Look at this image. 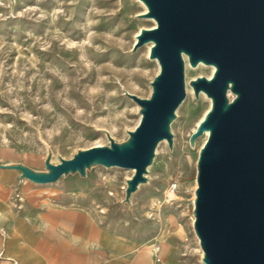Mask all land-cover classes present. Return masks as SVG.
Instances as JSON below:
<instances>
[{
  "label": "rangeland",
  "instance_id": "rangeland-1",
  "mask_svg": "<svg viewBox=\"0 0 264 264\" xmlns=\"http://www.w3.org/2000/svg\"><path fill=\"white\" fill-rule=\"evenodd\" d=\"M147 10L141 0H0V163L45 171L48 157L59 163L129 139L141 113L126 91L150 97L160 71L151 42L134 47L141 29L157 25ZM185 60L187 88L170 123L173 144L159 141L146 181L127 200L134 168L94 163L85 175L70 172L44 184L42 204L23 214L20 256L5 254L7 264H58V242L75 246L89 238L87 248L105 249L94 234L112 235L118 247L104 256L85 252L90 264H205L192 219L209 132L191 136L212 101L203 91L197 95L191 81L210 78L215 68ZM175 179L179 191L170 200ZM7 218L2 214L0 222ZM78 218L99 223L103 233ZM113 225L119 232L107 231Z\"/></svg>",
  "mask_w": 264,
  "mask_h": 264
},
{
  "label": "water",
  "instance_id": "water-1",
  "mask_svg": "<svg viewBox=\"0 0 264 264\" xmlns=\"http://www.w3.org/2000/svg\"><path fill=\"white\" fill-rule=\"evenodd\" d=\"M146 16L157 20L143 28L134 47L154 41L157 58L150 97L126 91L141 105L142 116L126 142L79 150L45 171L21 163H0L22 176L49 183L62 175L86 174L94 163L134 168L128 180L129 200L152 162L159 141L173 144L171 120L186 95L183 52L190 62L213 63L212 78L191 81L195 93L213 99L206 117L191 136L206 130L200 150L194 206V228L206 264H264V0H143ZM236 95L230 100L227 92Z\"/></svg>",
  "mask_w": 264,
  "mask_h": 264
},
{
  "label": "crops",
  "instance_id": "crops-1",
  "mask_svg": "<svg viewBox=\"0 0 264 264\" xmlns=\"http://www.w3.org/2000/svg\"><path fill=\"white\" fill-rule=\"evenodd\" d=\"M28 179L22 176V171L11 167H0V216L7 215L6 222L2 224L0 222V264H7L4 259V255H17L20 256V229L23 225V214L27 210L38 208L42 204L44 193L48 191L47 186ZM10 203L11 208H7L5 203ZM16 204V207L14 206ZM76 223L84 224L92 230L93 233H103V229L99 226V223H92L90 220L78 218ZM61 221V219H60ZM194 220L192 219V224ZM17 230V231H16ZM117 233L120 230V226L113 225L108 226L107 231ZM101 235V234H100ZM93 240L97 241V245L106 246L105 249H93L86 246L87 238L79 245H65L58 242V264H90L89 260H84L85 252L99 253L104 256L108 254L115 246L118 247L113 239L112 235L103 238L102 236H90ZM66 247V257H62L61 249ZM19 250V251H18ZM87 254V253H86ZM70 260V261H69ZM166 258L162 259V262H167ZM139 264H146L145 260H142Z\"/></svg>",
  "mask_w": 264,
  "mask_h": 264
},
{
  "label": "bare ground",
  "instance_id": "bare-ground-1",
  "mask_svg": "<svg viewBox=\"0 0 264 264\" xmlns=\"http://www.w3.org/2000/svg\"><path fill=\"white\" fill-rule=\"evenodd\" d=\"M141 1H143V0H141ZM143 2H144V1H143ZM144 3H145V2H144ZM145 4H146V3H145ZM146 6H147V4H146ZM147 9H148V6H147ZM152 18H154V17H152ZM154 19H155V18H154ZM154 27H155V26H154ZM141 31H142V29H141ZM141 31H140V32H141ZM140 32H139V33H140ZM139 33H138V34H139ZM138 34H137V35H138ZM137 35H136V41H137ZM150 42L152 43V46L155 44L153 40H151V41H149V42H146L145 44L150 43ZM152 46H151V49H152ZM151 49H150V52H151ZM185 56L188 57L189 62H190V58H189V54L183 52V59H184L185 67H186ZM154 59H157V58H154ZM157 60H158V59H157ZM158 62H159V61H158ZM199 63H201V64L204 63V64L212 65V66H214L215 71H216V66H215V64H213V63H206V62H204V61L201 60V61H199L196 65H193V64L190 62V64H191L192 66H194V67L197 66ZM159 64H160V63H159ZM160 67H161V66H160ZM215 71H214V72H215ZM213 74H214V73H213ZM212 76H213V75H212ZM212 76H211L210 78H212ZM198 77H199V76H198ZM196 78H197V77H196ZM196 78H195V79H196ZM210 78H209V79H210ZM185 79H186V78H185ZM192 87H193V86H192ZM186 88H187V84H186ZM193 90H194V87H193ZM194 91H195V90H194ZM201 91L205 92L204 90H200V92H201ZM200 92H199V94H200ZM205 93H206V92H205ZM230 93H231L233 96H235L236 94L233 93V92L231 91V89H228L227 95H228L229 99L231 100L232 98H231L230 95H229ZM199 94H198V95H199ZM206 95H207L208 97H210L207 93H206ZM210 98H211V101H212V103H213V99H212V97H210ZM211 106H212V104H211ZM141 108H142V107H141V105H140V113H141ZM210 108H211V107H210ZM210 108H209V110H210ZM209 110H208V111H209ZM208 111L206 112V114H205V116L203 117V119L206 117ZM141 116H142V113H141ZM203 119H202V120H203ZM202 120H201V121H202ZM201 121H200V122H201ZM200 122H199V124H200ZM199 124H198V125H199ZM207 131L210 133V130H206L205 132H207ZM205 132H204V133H205ZM208 136H209V134H208ZM207 138H208V137H207ZM206 140H207V139H206ZM161 141H162V140H161ZM205 142H206V141H205ZM204 144H205V143H204ZM204 144H203V145H204ZM202 147H203V146H202ZM202 147H201V148H202ZM133 170H134V172H135V169H133ZM195 194H196V193H195ZM195 196H196V195H195ZM194 220H195V216H194ZM193 225H194V222H193ZM194 229H195V228H194ZM195 233H196V231H195ZM196 234H197V233H196ZM197 236H198V235H197ZM198 238H199V236H198ZM199 241H200V238H199ZM200 246H201V244H200ZM201 248H202V247H201ZM202 250H203V249H202ZM203 257H204V251H203ZM204 263H205V262H204ZM205 264H206V263H205Z\"/></svg>",
  "mask_w": 264,
  "mask_h": 264
},
{
  "label": "built area",
  "instance_id": "built-area-1",
  "mask_svg": "<svg viewBox=\"0 0 264 264\" xmlns=\"http://www.w3.org/2000/svg\"><path fill=\"white\" fill-rule=\"evenodd\" d=\"M180 181L178 179L172 180L167 189V197L171 200L174 199L177 192L179 191Z\"/></svg>",
  "mask_w": 264,
  "mask_h": 264
}]
</instances>
